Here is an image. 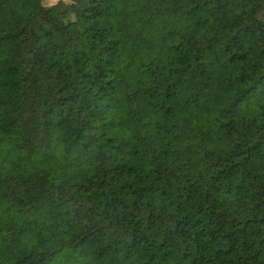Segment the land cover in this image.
<instances>
[{
  "label": "trees",
  "instance_id": "1",
  "mask_svg": "<svg viewBox=\"0 0 264 264\" xmlns=\"http://www.w3.org/2000/svg\"><path fill=\"white\" fill-rule=\"evenodd\" d=\"M0 264H264V0H0Z\"/></svg>",
  "mask_w": 264,
  "mask_h": 264
},
{
  "label": "rangeland",
  "instance_id": "2",
  "mask_svg": "<svg viewBox=\"0 0 264 264\" xmlns=\"http://www.w3.org/2000/svg\"><path fill=\"white\" fill-rule=\"evenodd\" d=\"M57 1H58V0H49V3H50L51 5H54V4L57 3Z\"/></svg>",
  "mask_w": 264,
  "mask_h": 264
}]
</instances>
